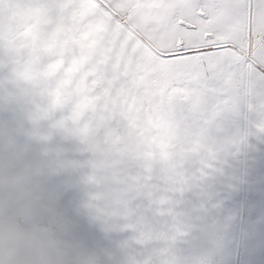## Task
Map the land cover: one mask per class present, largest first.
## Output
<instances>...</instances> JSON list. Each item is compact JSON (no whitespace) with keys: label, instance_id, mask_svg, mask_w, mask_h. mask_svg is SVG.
Instances as JSON below:
<instances>
[{"label":"snow or ice","instance_id":"1","mask_svg":"<svg viewBox=\"0 0 264 264\" xmlns=\"http://www.w3.org/2000/svg\"><path fill=\"white\" fill-rule=\"evenodd\" d=\"M258 166L264 0H0L10 232L91 264H231Z\"/></svg>","mask_w":264,"mask_h":264},{"label":"clouds","instance_id":"2","mask_svg":"<svg viewBox=\"0 0 264 264\" xmlns=\"http://www.w3.org/2000/svg\"><path fill=\"white\" fill-rule=\"evenodd\" d=\"M0 264H91L73 243L50 234L10 232L0 219ZM96 264H104L102 258Z\"/></svg>","mask_w":264,"mask_h":264},{"label":"rangeland","instance_id":"3","mask_svg":"<svg viewBox=\"0 0 264 264\" xmlns=\"http://www.w3.org/2000/svg\"><path fill=\"white\" fill-rule=\"evenodd\" d=\"M238 213L236 244L225 257L231 264H264V172L258 166L244 194L233 200Z\"/></svg>","mask_w":264,"mask_h":264}]
</instances>
